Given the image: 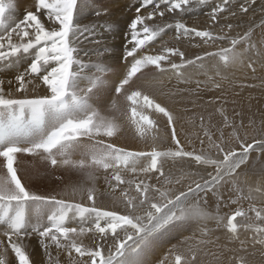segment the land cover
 Instances as JSON below:
<instances>
[{"label":"snow or ice","instance_id":"1","mask_svg":"<svg viewBox=\"0 0 264 264\" xmlns=\"http://www.w3.org/2000/svg\"><path fill=\"white\" fill-rule=\"evenodd\" d=\"M209 2L138 0L117 68L107 63L108 45L95 38L98 25L85 22L89 13L98 19L107 15L98 0H33L34 10L21 15L15 0H0V72L14 71L13 78L0 79V264H36L29 251L33 236L46 264H60L53 248L66 254L65 264H145L142 257L159 234L209 218L223 227L230 237L228 244L239 247L221 245L218 237L212 238L210 230L202 227L200 238L193 234L169 250L172 264H198L201 255L219 260L224 251L233 253V264H247L238 252H246L249 246L264 250V209L253 203L257 195L264 196V184L241 181L251 153L264 155V138L248 142L240 135L243 121L238 128L221 109L223 128L231 129L232 138L226 139L222 129L216 135L211 124L205 128L201 116L203 138L197 135L201 148H189L177 132L178 115L138 85L142 80L163 83L159 77L169 73L180 83H191L185 75L189 67L203 69L206 58H218V68L233 65L256 47L251 28L230 37L221 34L223 29L216 33L189 27L182 19H167ZM239 9L249 12L244 3ZM226 12L236 15L230 11V0L212 4L213 27ZM224 27L230 32L233 25L229 22ZM259 27L264 29V21ZM169 30L177 41L183 37L199 38L204 44L225 39L230 43L189 59L177 46L161 43L155 48ZM209 80L213 88L221 87ZM201 86L196 81L197 90ZM105 91L114 95L109 114L102 115ZM161 119L164 136L160 135ZM125 128L140 140H150V150H131L112 142ZM191 143L188 138L187 144ZM26 157L53 170L78 173L81 179L60 192L33 189L20 174ZM177 164L179 174L173 171ZM185 164L191 171L183 170ZM100 172L107 185L104 191L96 187ZM56 179L62 181L63 176ZM225 191L230 204L236 205L234 211L210 217L201 204L209 196L223 200ZM104 196L112 200L111 208L97 204ZM243 201L249 202L247 209ZM241 232L251 235L242 239ZM86 238L91 245L85 244ZM210 247L218 251L210 252Z\"/></svg>","mask_w":264,"mask_h":264},{"label":"bare ground","instance_id":"2","mask_svg":"<svg viewBox=\"0 0 264 264\" xmlns=\"http://www.w3.org/2000/svg\"><path fill=\"white\" fill-rule=\"evenodd\" d=\"M119 1V0H113ZM134 1V0H131ZM239 5L240 3H244L249 7L248 13H240L236 12V16L230 15V12H226L223 14V17L220 20V24L213 27L212 22L210 20V10H203L202 15L200 16H192L189 15V19L186 21V24L189 27H196L198 29H208L212 30L216 33H221V29H223V33L221 34H230L233 36V32L238 33V35L243 32L248 31L250 28L253 30L260 25V19L264 18V0H256L255 4H251L250 0H230V9L234 5V3ZM17 4V14L21 15L26 10H34L32 8L33 0H15ZM222 0H210L209 4L205 7L204 5L197 6V10L201 9H209L213 3H220ZM99 5H102L98 2ZM138 6V2H133L132 6L129 9L125 10H108L106 8L107 15L103 16L100 21L94 18L91 13L88 14L85 22H93L98 26L95 28V38L100 39L102 42L106 43L109 48L110 55L108 56L107 63L116 66L117 68L120 66L119 57L123 53V48L126 43V33L128 32V24L131 19L135 17L136 11L135 8ZM196 9V7H195ZM144 12V10H141ZM259 15V18L256 17ZM186 17L185 13L180 14L179 16H167L168 21L172 19H184ZM249 17V18H248ZM232 23L233 28L229 32L228 29L224 27L226 23ZM106 26V27H105ZM212 28V29H211ZM237 35V36H238ZM235 37V34H234ZM227 42L222 46H213L215 43L211 45L204 44L199 38H181L179 41L175 39L174 33L171 32V35L168 34L166 42L169 43V46H177L182 51H185L187 54V58L191 59L195 55H203L204 52L214 49L218 50L221 47H227L229 45V39L221 40ZM261 41V40H259ZM256 44V41H254ZM264 43V42H263ZM258 44V43H257ZM95 59V57H93ZM212 58H206L205 64ZM251 63L253 70L248 68V64ZM195 70L201 69L199 66L189 67ZM252 69V68H251ZM23 70L22 68L20 69ZM208 72H215L217 79H215L216 83L221 84L220 89H213V91L206 92L210 86L203 87V90L198 91L195 95H190L183 93L180 96H172V95H161L164 87L175 86L176 83L172 80V74L169 73L166 76L159 77L163 83H158L153 80H142L138 82V85L148 94L155 96L160 102L167 104L173 111L178 115L179 120L176 124L177 132L180 136L182 143H185L187 147L192 148L195 147L197 150L201 148L199 143V139H197V135L199 134L200 138L202 137V131L200 130V121L199 118L201 116L204 117L205 128H208L209 124L212 125V130L216 132V135H219V130H224L226 139L232 138L231 129L222 128L223 124V116L219 110H223L224 115L228 117L230 123L235 124L238 128L243 121L244 127L240 129V135L245 137L248 142H251L253 138H264V117L261 113H264V46L259 43L255 48L250 49L246 52L244 58L233 65L223 66V67H213L206 69ZM217 70L219 74H217ZM14 71L10 73L0 72V79H10L13 78ZM246 77L249 82H251L252 87H239L236 88L232 85V81L237 79H245ZM86 84H82L81 87H85ZM178 87H185L179 85ZM192 87H195L193 85ZM246 88V89H245ZM169 89V88H164ZM245 90V91H243ZM41 92L43 89L40 90ZM165 93V92H164ZM250 93V96H249ZM114 95L113 92L105 91L102 94V99L107 101V104L101 105V114L107 115L108 107L110 106V97ZM208 98V99H207ZM218 98V99H217ZM182 106L187 107V110H176L175 107ZM251 124V128H245L248 124ZM160 135L164 136V120H160ZM190 138L192 143L190 145L187 144V139ZM112 142H114L118 147H126L131 150H150L151 141H143L136 138L133 135V132L128 128H125L124 131L118 135L117 137L112 138ZM168 141H165L167 143ZM233 143L234 140H233ZM205 150L208 149V143L205 140V144L203 146ZM32 159V158H31ZM33 161V160H32ZM35 164V169H26L23 167V171L20 173L24 176L25 181L28 183L30 187L33 189L40 190L37 186H45L46 193L51 192H60L65 188L66 185L77 182L81 179L78 173H69L62 169H57L56 171L62 170L63 180L60 181L61 189L59 188L58 183L54 181L52 178V174H50L47 169H43V165L40 161H33ZM51 169V168H50ZM261 169H264V155H261L259 151H253L250 156V160L247 166L243 167L241 170V181L244 183L246 181V185L256 186L257 184H264V174L261 173ZM181 170L179 164H177L173 171ZM184 171H191L188 165L185 164ZM39 172L40 175H37L36 172ZM52 171V169H51ZM54 171V170H53ZM61 171V172H62ZM178 173V172H177ZM203 174V173H201ZM59 175H61L59 173ZM262 175L263 177H260ZM48 176V177H47ZM99 179L96 181V187L100 191H104L107 188V185L104 181V175L102 172L98 173ZM57 185V186H56ZM178 186V185H177ZM175 187V186H174ZM178 188V187H176ZM42 192V191H41ZM235 196H232L231 199H235ZM79 200V197H76ZM255 206L258 209H262L259 206L264 205V196L257 195L255 201H253ZM97 204L103 206L105 208L112 207V200L108 196L99 197L97 199ZM242 205L244 208H248L249 202L243 201ZM201 207L204 212L208 213L210 217L219 215L224 216L225 214H229L234 211V207L236 205H232L229 202L228 192H224V199L217 200L215 196H209L206 203H202ZM202 227H206L210 230V236L212 238H219V242L221 245L228 244L230 237L225 232L223 227H217L214 219H207L204 221H200L199 223L196 220L191 222V226H177L174 227V232L172 235L161 234L158 235L151 246L145 251L142 259L145 264H161V262H165V264H172V258L169 256V250L173 248V246H180L181 242L179 239H183L185 241L187 237H192L195 234L196 238H200V231ZM251 235V233L241 232V238L246 239ZM181 241V240H180ZM86 245H91L92 240L86 238L84 240ZM31 248L29 251L32 253L31 258L36 261V264H46L47 258L43 254V250L39 247L37 239L35 236L31 238ZM110 243V241H109ZM228 247L237 249L239 247L238 244H228ZM218 250L215 247H210L209 251ZM54 258L58 255L60 264H65L67 260V256L62 251L57 253V250L52 249ZM231 253V252H229ZM233 254V253H231ZM240 256H243L247 260V264H264V250H262L259 246L252 248L249 246L246 252H238ZM14 255V254H13ZM246 255V256H245ZM230 261V260H229ZM232 262V261H230ZM233 263V262H232ZM213 264H223L214 262Z\"/></svg>","mask_w":264,"mask_h":264},{"label":"rangeland","instance_id":"3","mask_svg":"<svg viewBox=\"0 0 264 264\" xmlns=\"http://www.w3.org/2000/svg\"><path fill=\"white\" fill-rule=\"evenodd\" d=\"M98 2L99 3H101V4H103V6H105V7H107V9L108 10H125V9H129L131 6H132V4H133V2L135 3V2H138V0H134V1H131V0H119V1H113V0H98ZM233 2V1H232ZM234 3V2H233ZM206 5H204V7H205ZM197 8L198 7H196V9L195 8H193L192 10H190L189 12H187V13H185L186 14V17H185V19H184V22L186 23V21L189 19V15L190 14H192V16H200V15H202V11L203 10H210V8L209 9H201V10H197ZM230 11H235V12H240V9H239V5H237V4H235L234 3V5L231 7V9H230ZM262 11H264V8L262 9ZM241 13V12H240ZM105 16V15H104ZM236 16V15H235ZM103 17V16H102ZM102 17L101 18H96V17H94L95 19H97V20H100V21H104V20H101L102 19ZM256 17H258L259 18V15H257ZM249 18V17H248ZM174 19H172V20H169V22H172ZM261 21H260V24H261V22L262 21H264V18L263 19H260ZM212 29V28H211ZM171 30H169L168 32H167V34L166 35H164L163 36V40L161 41V42H159V43H157L156 45H155V48H159L160 46H161V43H167L166 42V39H167V36H168V34H170L171 35ZM244 33V32H243ZM228 34V33H227ZM234 34H235V37H238L239 35H238V33H235V32H233V36L232 37H234ZM230 37H231V35L230 34H228ZM238 35V36H237ZM259 40H261V41H259ZM251 41H252V43H254L255 44V42L254 41H256V46L259 44V43H261L262 42V44H263V46H264V29H261L260 27H259V25H257V27L255 28V29H253L252 30V36H251ZM227 42V40L226 41H217L213 46H217V47H219V46H222V45H224L225 43ZM229 43H230V40H229ZM258 43V44H257ZM168 45H169V43H167ZM212 43L210 42V43H208V45H211ZM229 46V45H228ZM211 52H216L217 50H214V49H212V50H210ZM249 51V50H248ZM247 51V52H248ZM211 66H213V67H215V68H217L218 67V58H212V59H210L206 64H205V67L203 68V69H199V70H195V69H193V68H189L188 70H187V72L185 73V75L187 76V77H189L190 79H191V83H187V84H185V83H180L178 80H177V78L174 76V75H172V80H174L175 81V83H176V85L175 86H168V87H164V88H169V89H164L163 88V91L165 92V93H173V92H177L178 90H182V89H186L187 90V92H185L186 94H190V95H195V94H197L198 93V91H199V89L197 90V88H196V81H200L201 82V85L203 86V87H206V86H210V85H212L211 84V82H210V80H209V78H212V79H217V77H216V74H215V72H208L206 69H208V68H210ZM248 66V65H247ZM250 70H253V68L251 69L250 67H248ZM253 73H254V71H253ZM245 79H237V80H234V81H232L231 83H232V85L234 86V87H236V88H239V87H246V88H251L252 87V84H251V82H249L248 81V79L246 78V77H244ZM179 85H182V86H185V87H178ZM193 85H195V87H192ZM221 85V84H220ZM207 88V87H206ZM245 88V89H246ZM262 88H264V87H262ZM213 89H216V88H213L212 86L211 87H208V89H206L205 91L206 92H210V91H213ZM220 89V88H219ZM200 90H203V88H201ZM218 90V89H217ZM243 91H245V90H243ZM249 96H250V93H249ZM208 99V98H207ZM218 99V98H217ZM175 109L176 110H187L188 108L187 107H182V106H177V107H175ZM262 115H263V117H264V113H261ZM199 121H200V119H199ZM221 127L223 128V124L221 125ZM252 126H251V124L249 123L245 128H248V129H250ZM202 137H203V134H202ZM168 143V142H167ZM32 165H33V161H32V159L30 158V157H26V158H24V165H23V167H25L26 169H32L33 167H32ZM42 165H43V169H45V168H48L49 166L48 165H46V164H43L42 163ZM57 170V169H56ZM56 170H54L53 171V169H52V171H51V169L49 168V169H47V171L50 173V174H52V178L54 179V181L56 182V183H58L57 185H59V188L57 189L58 191L61 189V184H60V181L61 180H57L56 179V177L57 176H63L64 175V173H63V169L62 170H60V172L59 171H56ZM62 171V172H61ZM181 170H177L175 173H177V174H179V172H180ZM59 173L61 174V175H59ZM260 177H263L262 175H259ZM48 177V176H47ZM56 185V186H57ZM175 187H179V186H177V185H174ZM37 188H40V190L39 191H42V192H45L46 193V190L47 189H45V186H37ZM48 193V192H47ZM260 208H262V209H264V205L263 206H259ZM235 208V207H234ZM245 209H247V208H245ZM253 216H254V214H252ZM173 232H174V227L173 228H170L169 230H167V231H165V232H163V233H161V234H167V235H172L173 234ZM161 234H159V235H161ZM181 240V241H180ZM182 240L183 239H179V242H182ZM231 248V247H230ZM248 249H249V247H248ZM215 251H218V250H215ZM233 254H231V253H229L228 251H224L223 253H220V259L219 260H216L215 258H213L211 255H209V256H203V255H201L200 256V258H199V261H198V264H213L214 262H218V263H223V264H233L232 262H230L229 260H230V257L232 256ZM246 256V255H245Z\"/></svg>","mask_w":264,"mask_h":264}]
</instances>
